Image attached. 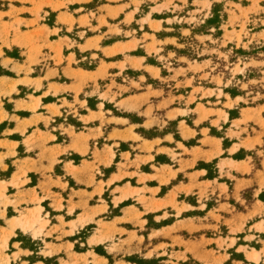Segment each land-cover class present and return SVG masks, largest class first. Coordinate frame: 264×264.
Segmentation results:
<instances>
[{
	"label": "rangeland",
	"instance_id": "obj_1",
	"mask_svg": "<svg viewBox=\"0 0 264 264\" xmlns=\"http://www.w3.org/2000/svg\"><path fill=\"white\" fill-rule=\"evenodd\" d=\"M0 124V264H264V0H0Z\"/></svg>",
	"mask_w": 264,
	"mask_h": 264
},
{
	"label": "crops",
	"instance_id": "obj_2",
	"mask_svg": "<svg viewBox=\"0 0 264 264\" xmlns=\"http://www.w3.org/2000/svg\"><path fill=\"white\" fill-rule=\"evenodd\" d=\"M0 125H2V124H0ZM0 142H6V140L5 139H0ZM7 142H8L9 145L11 143H13V142L16 143V141H13L12 139L11 140L9 139ZM178 149L180 150L182 148H178ZM185 149L187 150V152L179 151V150L177 151V152H181V153L178 155L180 158H176L175 161L179 162V166H187L189 169L193 170L192 172H189L188 176L192 177V179L195 178L196 181L199 182V185L197 186L198 189L206 187L207 183H213V181H217L222 186V183L219 182V179H214L213 181H210V179H207V171H205V170H196V166L198 165L199 161H205L206 162V160H202V159L199 160L200 158H197V156H196L197 152L198 151H200L202 153L206 152L205 154L208 155V154L213 152L214 148H210L209 150L206 151V150H202L201 146L194 145V146H190V147H185ZM239 152H240V150H239ZM6 153H7L6 151H2L1 154L6 155ZM13 158H15V157H11V159H13ZM214 158H216V157H213V159ZM233 162L238 164L240 168H245V166L247 164V160H245V159H236V160L233 159ZM4 166H6V165H4ZM165 166L166 165L160 164V168L156 167V169L158 171L164 170ZM218 167H219V165H218ZM173 168H175V171H173L172 175H174L173 178L176 179V178L179 177V175L182 173V171L180 169H178L179 167H177V165H175ZM0 169H1V171L4 170V168H2L1 166H0ZM203 172H205V173H203ZM153 173L154 172H152L151 174H144V176H151V175H153ZM9 180L8 181H4V180L0 181V184L5 183L7 185L6 186V194L7 195H10L11 191H13L15 189L9 183ZM151 181H153V180H151ZM236 181H237L236 185L245 184L247 186H248V182H249V180L247 179V177L245 175L236 177ZM4 189H5V187H0V193H2V190H4ZM2 196H3V193H2V195L0 197H2ZM255 252H257V251H255ZM258 256H259V253H258Z\"/></svg>",
	"mask_w": 264,
	"mask_h": 264
},
{
	"label": "bare ground",
	"instance_id": "obj_3",
	"mask_svg": "<svg viewBox=\"0 0 264 264\" xmlns=\"http://www.w3.org/2000/svg\"><path fill=\"white\" fill-rule=\"evenodd\" d=\"M2 195V193H0V196ZM15 220H17V218L15 219ZM37 220V218H34V222ZM26 227V226H25ZM253 259H255V260H257L258 261V253L257 252H254L253 254H252V256H251Z\"/></svg>",
	"mask_w": 264,
	"mask_h": 264
}]
</instances>
